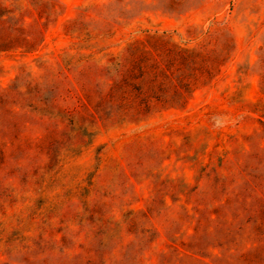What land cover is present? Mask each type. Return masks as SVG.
<instances>
[{
    "label": "rangeland",
    "instance_id": "1",
    "mask_svg": "<svg viewBox=\"0 0 264 264\" xmlns=\"http://www.w3.org/2000/svg\"><path fill=\"white\" fill-rule=\"evenodd\" d=\"M264 0H0V264H264Z\"/></svg>",
    "mask_w": 264,
    "mask_h": 264
},
{
    "label": "trees",
    "instance_id": "2",
    "mask_svg": "<svg viewBox=\"0 0 264 264\" xmlns=\"http://www.w3.org/2000/svg\"><path fill=\"white\" fill-rule=\"evenodd\" d=\"M261 125L264 126V122L263 121H261Z\"/></svg>",
    "mask_w": 264,
    "mask_h": 264
}]
</instances>
